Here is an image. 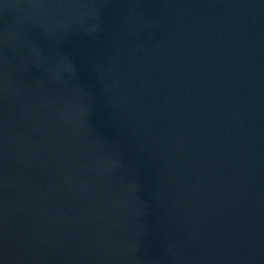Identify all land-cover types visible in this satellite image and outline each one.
<instances>
[{"label": "water", "instance_id": "95a60500", "mask_svg": "<svg viewBox=\"0 0 264 264\" xmlns=\"http://www.w3.org/2000/svg\"><path fill=\"white\" fill-rule=\"evenodd\" d=\"M0 264H264V0H0Z\"/></svg>", "mask_w": 264, "mask_h": 264}]
</instances>
